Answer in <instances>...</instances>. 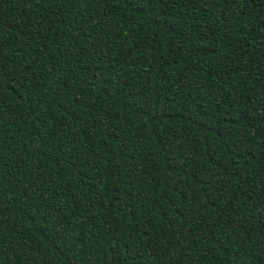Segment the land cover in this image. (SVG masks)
<instances>
[{"label":"trees","instance_id":"obj_1","mask_svg":"<svg viewBox=\"0 0 264 264\" xmlns=\"http://www.w3.org/2000/svg\"><path fill=\"white\" fill-rule=\"evenodd\" d=\"M0 264H264V0H0Z\"/></svg>","mask_w":264,"mask_h":264}]
</instances>
